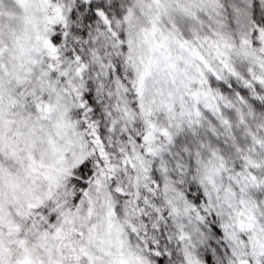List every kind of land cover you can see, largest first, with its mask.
<instances>
[{
	"label": "snow or ice",
	"instance_id": "6c2138e0",
	"mask_svg": "<svg viewBox=\"0 0 264 264\" xmlns=\"http://www.w3.org/2000/svg\"><path fill=\"white\" fill-rule=\"evenodd\" d=\"M0 264H264V0H0Z\"/></svg>",
	"mask_w": 264,
	"mask_h": 264
}]
</instances>
